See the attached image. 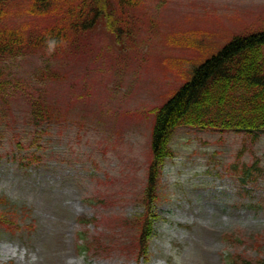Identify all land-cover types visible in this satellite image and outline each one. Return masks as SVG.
<instances>
[{
    "label": "rangeland",
    "instance_id": "rangeland-1",
    "mask_svg": "<svg viewBox=\"0 0 264 264\" xmlns=\"http://www.w3.org/2000/svg\"><path fill=\"white\" fill-rule=\"evenodd\" d=\"M12 1L17 9L25 0ZM135 13L130 35L95 30L66 58L0 59V81L26 84L56 117L37 135L26 91L9 97L12 86L0 88V211L12 223L0 225V264L264 257V133L176 128L146 256L127 246L134 230L124 220L145 210L154 108L232 36L264 29V0H141ZM82 239L90 252L77 246Z\"/></svg>",
    "mask_w": 264,
    "mask_h": 264
},
{
    "label": "trees",
    "instance_id": "trees-1",
    "mask_svg": "<svg viewBox=\"0 0 264 264\" xmlns=\"http://www.w3.org/2000/svg\"><path fill=\"white\" fill-rule=\"evenodd\" d=\"M140 2L25 0L15 3L18 7L13 9L12 0H0V59L12 60L26 55H40L48 61L66 58L78 51L87 36L101 28L115 37L130 35L138 24L135 9ZM16 12L28 18L14 23L9 18ZM4 84L12 86L9 97H15L12 93L18 86L26 91L21 95L29 107L30 125L36 128V134L46 133V128L55 122L56 117L42 97L32 94L24 83L0 81V88ZM3 96L6 95L0 91V98ZM181 126L244 132L252 137L264 133V29L232 36L216 53L196 64L189 78L154 108L150 158L145 188L140 197L145 210L132 219H124L134 230L132 243L127 246L137 257L147 254V243L153 231L152 209L158 198L162 168L166 159L173 155L171 135ZM38 137L33 138L38 141ZM262 160L264 163V155ZM2 202L4 198L0 196ZM6 214V210L0 211V225L8 228L12 223ZM91 245L96 248L98 240L97 244ZM77 246L90 252L91 246L84 239ZM234 254V259L228 254L224 264H264V257H248L240 252Z\"/></svg>",
    "mask_w": 264,
    "mask_h": 264
}]
</instances>
